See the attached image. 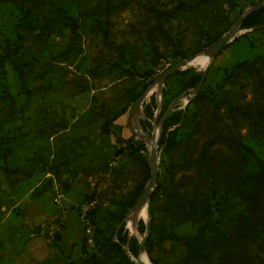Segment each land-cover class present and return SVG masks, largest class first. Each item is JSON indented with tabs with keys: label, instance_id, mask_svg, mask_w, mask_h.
<instances>
[{
	"label": "rangeland",
	"instance_id": "1",
	"mask_svg": "<svg viewBox=\"0 0 264 264\" xmlns=\"http://www.w3.org/2000/svg\"><path fill=\"white\" fill-rule=\"evenodd\" d=\"M260 2L0 0V50L9 45L6 83L14 98L11 103L0 84V264H136L127 242L120 246L133 263L104 240L141 238L137 220L146 214H137L138 206L132 211L130 201L150 179L153 138L159 177L150 190L155 226L149 251L144 244L146 263L195 264L194 244L184 240L194 235L212 262L235 249L230 234L245 203L231 183H195L202 170L195 160L216 130L234 133L264 160V119L257 110L264 105V7L251 25L239 22L233 39L213 57L199 101L191 93L204 65H172L204 53L208 36L221 35ZM66 16L74 18V29ZM246 58H254L253 70L233 68ZM12 62L23 66L29 94ZM133 92H144L135 118L128 114L132 102L123 111ZM197 109L199 129L191 132ZM111 115L116 118L106 129ZM130 134L143 148L133 151L117 141ZM215 146L231 152L223 143ZM5 147L10 153L4 163ZM253 167L251 157L245 168ZM173 189L205 196L206 219L178 222L168 208ZM91 199L96 202L84 220L80 207ZM248 250L264 264V226Z\"/></svg>",
	"mask_w": 264,
	"mask_h": 264
},
{
	"label": "trees",
	"instance_id": "2",
	"mask_svg": "<svg viewBox=\"0 0 264 264\" xmlns=\"http://www.w3.org/2000/svg\"><path fill=\"white\" fill-rule=\"evenodd\" d=\"M9 2H15V0H4ZM183 7H185V2H180ZM187 5V4H186ZM256 9L248 13L243 19L241 24L253 23L251 17L252 15L259 11ZM28 15H24L26 18ZM65 19L68 23H71L72 29L75 27L74 18L72 16H66ZM220 34L213 36H208L206 45H210L215 41ZM10 50L9 45L6 44L0 50V84L3 86L5 95L9 98L11 103H14V98L8 90L6 83L7 72L5 68V62L10 59ZM12 67L17 70L20 79L21 90L29 94L28 90H25V71L23 66L12 62ZM245 68L248 70H253L256 67V62L254 58H246L239 60L233 68ZM201 76V75H200ZM200 78V77H199ZM199 79L196 81L198 82ZM139 94L137 92L131 93L129 96L126 105L123 108V111L127 109L131 102ZM201 92L198 90L196 94L193 95L192 100L194 102L199 101L201 97ZM235 109L241 111L239 106H234ZM232 108V109H234ZM258 114L264 119V105H259L257 107ZM198 109L194 112L192 117L193 126L191 132L199 129V119L196 118V113ZM244 111V110H243ZM161 114H159L160 116ZM158 116V117H159ZM116 118L115 115L108 116L104 121V127L109 129L113 120ZM179 119V115H176L171 121L176 123ZM117 141L123 142L126 145H129L131 150L138 151L143 148V142H138L134 138L133 134L128 136H117ZM162 142H165V145L169 147V142L167 139L162 138ZM223 143L227 147L231 148V152L224 153L221 148L215 146L216 144ZM173 144V143H172ZM175 145V144H174ZM7 151L3 154L4 163L7 162V157L10 153V148L5 147ZM251 157L254 160V167L252 169L245 168V165L250 162ZM197 167H201L202 170L198 171L196 176L195 183H206L210 185H218L221 182H226L228 184H233L234 189L240 194L241 199L245 203V209L239 211L233 229L231 231V238L235 249L228 248L226 252L220 255L219 259L216 262H212L202 251V242L201 238L198 235H194L190 238H184L185 241H192L194 244V261L195 264H262L258 256L253 255L249 250V243L253 242L258 234V228L264 226V160L257 156L253 149L244 144L234 133H223L220 130L214 131L212 134L207 136L201 143L199 151L197 152V157L195 160ZM5 172L9 171L7 165L2 166ZM157 177H159V172H157ZM182 185V182H177L175 186ZM143 186H140L132 194L130 205L134 207L142 192ZM170 204L168 206L169 210L172 211L178 222H182L186 219L192 221H198L206 219V197L199 194L197 191H194L190 195H186L184 192H181L179 189H173L170 192ZM153 192L149 193V202L152 201ZM150 209V225L149 231L145 238L144 244L149 251L147 242L151 237V233L155 226L153 222V209L149 204ZM133 213L131 212V217ZM144 219L145 216L140 215L137 220V226L141 231L145 230L144 221L138 222L140 219ZM124 225V224H123ZM122 225V227H123ZM135 232V231H131ZM118 241L111 239V236L105 237V242L107 243L106 247L111 249H118L122 252L125 261L133 263L126 255L124 250L121 248L120 243H126L127 248L130 252L136 256L138 254L139 242L136 238L131 237L128 241L126 240L125 235H117ZM105 245V244H102ZM204 254V259H200L199 255ZM94 264H104L103 259H95Z\"/></svg>",
	"mask_w": 264,
	"mask_h": 264
},
{
	"label": "water",
	"instance_id": "3",
	"mask_svg": "<svg viewBox=\"0 0 264 264\" xmlns=\"http://www.w3.org/2000/svg\"><path fill=\"white\" fill-rule=\"evenodd\" d=\"M260 7H264V2H260V3H255L247 8H245L236 18V21L234 23H232L229 28L223 32L215 41H213L210 45H208V47L205 49L206 52L210 53V58L207 60L206 64L204 65L203 71L201 73V76L198 80V82L196 83L191 96H193L194 94H196L205 78V75L207 73L208 67L213 59V57L219 52V50L230 40L233 39L234 35L236 34L237 30H238V23L242 21V19L250 12L260 8ZM188 62V59H182L178 62H176L175 64L172 65V69H176L179 67H182L184 65H186ZM186 95V94H185ZM144 97V92L140 93L135 100L131 103L129 109H128V114L129 116L132 115L133 110L136 108V106L142 101ZM179 97H176L175 99H173L171 101V103L167 106L166 110L161 114L160 118H159V123L162 122L164 116L168 113V111L171 109L172 105L174 104V102H176V100H178ZM156 141L157 138H153L151 140V153H150V158H149V168H150V179L148 180V182L146 183V185L144 186L142 192L140 195H145L147 197V206H146V217L144 218V222H145V230L141 235V238L139 240V253L141 251V249L145 251L144 248V241L145 238L147 236V233L149 231V225H150V209H149V193L150 190L152 188V186L154 185V183L156 182L157 179V170H156ZM139 195V196H140ZM138 199V198H137ZM126 253L127 255H130V251L127 250L126 248ZM139 253L137 254L136 257H132L135 261L136 264H146L144 262H142L139 258Z\"/></svg>",
	"mask_w": 264,
	"mask_h": 264
},
{
	"label": "bare ground",
	"instance_id": "4",
	"mask_svg": "<svg viewBox=\"0 0 264 264\" xmlns=\"http://www.w3.org/2000/svg\"><path fill=\"white\" fill-rule=\"evenodd\" d=\"M210 58V53L209 52H204V53H199L197 56L193 57L191 60H188L187 64H194V65H205L207 60ZM163 81V77L158 81V83H162ZM140 103L136 106V108L133 110L132 112V117L135 118V114L137 111V107L140 108ZM139 125V124H138ZM140 203V204H139ZM138 206L136 213H145L146 214V206H147V197L145 195H140V197L138 198L136 204L134 205ZM134 207L132 208V211L134 209ZM131 211V212H132ZM134 222V218L131 219L130 223ZM144 252L143 249H141L140 253H139V258L142 262L146 263V259L145 256L142 257V253ZM147 264V263H146Z\"/></svg>",
	"mask_w": 264,
	"mask_h": 264
},
{
	"label": "built area",
	"instance_id": "5",
	"mask_svg": "<svg viewBox=\"0 0 264 264\" xmlns=\"http://www.w3.org/2000/svg\"><path fill=\"white\" fill-rule=\"evenodd\" d=\"M96 202L95 199H91V200H88V201H85L81 204V207H80V212H81V217L84 219V220H87L86 219V216H87V213L89 212L91 206ZM85 229L87 231V235H88V240L91 241L92 240V237L90 235V227L85 224Z\"/></svg>",
	"mask_w": 264,
	"mask_h": 264
}]
</instances>
